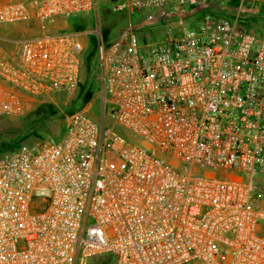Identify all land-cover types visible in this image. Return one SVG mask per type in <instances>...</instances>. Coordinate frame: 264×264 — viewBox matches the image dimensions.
Here are the masks:
<instances>
[{"label":"built area","instance_id":"obj_1","mask_svg":"<svg viewBox=\"0 0 264 264\" xmlns=\"http://www.w3.org/2000/svg\"><path fill=\"white\" fill-rule=\"evenodd\" d=\"M262 8L264 0H122L113 11H161L175 26L142 47L130 32L117 53L106 52L100 25L0 34L1 115L18 113L20 96L75 92L85 34L96 43L101 102L98 121L84 104L57 139L0 160V264L104 255L114 264H264V30L247 25ZM98 10L99 0L0 2V30Z\"/></svg>","mask_w":264,"mask_h":264},{"label":"rangeland","instance_id":"obj_2","mask_svg":"<svg viewBox=\"0 0 264 264\" xmlns=\"http://www.w3.org/2000/svg\"><path fill=\"white\" fill-rule=\"evenodd\" d=\"M16 0H0L9 2ZM122 0H99V10L84 14L82 18V28L78 31H95L100 25L103 30L104 44L106 52L117 53L127 49L130 45V32L136 38L139 46L146 44L153 45L161 41L170 26L174 27L172 15H166L161 11H142L128 13L125 11H113V8L120 4ZM78 18L73 19L77 22ZM202 15L199 13L186 22L188 27L195 28L199 25ZM264 25V23H263ZM69 28L64 19H56L51 23L31 22L25 25L9 27L0 30L3 37H25L40 34L42 32H61ZM264 30V27H258ZM86 46L87 56L94 67L92 72L87 69L81 71L82 83L79 88L72 93L52 94L45 98L34 99L27 96H20L21 110L10 115L0 114V148L2 145H9L4 152L0 151V160L8 156L22 145H31L40 141H53L65 132V118L72 114L75 109L82 107L80 93L84 85L93 89L94 96L85 102V109L91 113L93 119L98 121L101 116V102L97 96V71L95 70L96 43L94 37L85 34L81 38ZM96 65V66H95ZM84 82V83H83ZM118 131L127 137V132L122 128ZM1 150V149H0ZM90 264H112L108 255L100 256Z\"/></svg>","mask_w":264,"mask_h":264},{"label":"trees","instance_id":"obj_3","mask_svg":"<svg viewBox=\"0 0 264 264\" xmlns=\"http://www.w3.org/2000/svg\"><path fill=\"white\" fill-rule=\"evenodd\" d=\"M227 9L234 10L235 9V4L233 2L229 3L228 6H227ZM210 11H211V8L209 6L201 7L199 9V11H198V14L199 13L200 14H204V13H208ZM73 19H76V18H71V19L66 20L67 23H68L69 28L67 30H65V31H78L77 30L78 28H82V22H81V19L82 18H78V21L77 22H75V21L72 22ZM263 23H264V8L260 9L259 12L256 15H250V16H248L247 25L250 26V27H253V28L255 27V28L258 29V27L259 28H261V26L264 27ZM85 66H86L87 71L88 72H91V69H92L91 67L92 66H91L90 58L88 56H86V58H85ZM86 90L87 89L85 88L80 93V98L82 99V106L90 98V94H86V92H87ZM2 146L3 147L0 148L1 149L0 151L1 152H4L5 150H7V148L10 147L9 145H2ZM109 258L111 259L112 264H114L113 257L112 256H109Z\"/></svg>","mask_w":264,"mask_h":264},{"label":"crops","instance_id":"obj_4","mask_svg":"<svg viewBox=\"0 0 264 264\" xmlns=\"http://www.w3.org/2000/svg\"><path fill=\"white\" fill-rule=\"evenodd\" d=\"M67 22V21H66Z\"/></svg>","mask_w":264,"mask_h":264}]
</instances>
